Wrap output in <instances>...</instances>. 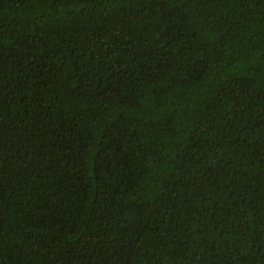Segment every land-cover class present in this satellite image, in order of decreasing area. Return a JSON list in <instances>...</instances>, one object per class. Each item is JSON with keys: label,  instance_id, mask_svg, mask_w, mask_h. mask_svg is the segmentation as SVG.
<instances>
[{"label": "trees", "instance_id": "16d2710c", "mask_svg": "<svg viewBox=\"0 0 264 264\" xmlns=\"http://www.w3.org/2000/svg\"><path fill=\"white\" fill-rule=\"evenodd\" d=\"M0 264H264V0H0Z\"/></svg>", "mask_w": 264, "mask_h": 264}]
</instances>
